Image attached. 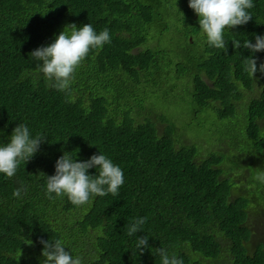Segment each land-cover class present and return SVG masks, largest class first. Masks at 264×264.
I'll use <instances>...</instances> for the list:
<instances>
[{
    "label": "trees",
    "instance_id": "1",
    "mask_svg": "<svg viewBox=\"0 0 264 264\" xmlns=\"http://www.w3.org/2000/svg\"><path fill=\"white\" fill-rule=\"evenodd\" d=\"M253 4L252 20L225 30V50L208 44L189 0H0V146L20 123L46 140L12 178L0 173V264H44L42 240H62L82 264H162V247L183 264H264V243L253 254L247 246L250 201L233 199L236 184L223 177L224 160L233 173L240 163L215 153L198 160L197 145L179 147L177 123L156 105L164 94L168 107L189 106L198 137L212 132L245 151L246 137L234 134L246 131L264 151V73L253 78L244 63L251 57L259 69L264 51L242 47L264 37V0ZM72 24H91L97 34L107 28L110 43L90 50L60 91L29 54ZM159 37L172 40L168 51L157 48ZM214 117L231 121L229 132L209 128ZM65 152L77 162L104 154L124 173L118 194L81 206L66 195L49 199L47 177ZM137 218L146 222L129 236L126 225ZM145 235L149 247L136 253Z\"/></svg>",
    "mask_w": 264,
    "mask_h": 264
},
{
    "label": "clouds",
    "instance_id": "2",
    "mask_svg": "<svg viewBox=\"0 0 264 264\" xmlns=\"http://www.w3.org/2000/svg\"><path fill=\"white\" fill-rule=\"evenodd\" d=\"M189 7L199 16L200 29L206 34L207 42L217 49L227 50L224 32L237 26L246 25L252 16L249 9L254 7L253 0H189ZM236 49L241 48V42L232 41ZM110 43L109 30L105 28L99 34L91 24H85L77 29L75 24L68 25L55 41L45 47L38 48L29 54L30 59L37 62V69L45 78L55 81L54 87L65 91L70 87L76 69L88 56L90 50L100 49ZM242 47L253 54L264 51V37L256 36V43L246 40ZM42 61V65L38 62ZM245 71L253 78L259 70L264 73V64L257 68V61L251 57L244 59ZM46 141L37 134L32 138L27 125L20 123L13 131L10 142L0 146V173L12 178L19 164L28 162L38 152L42 142ZM97 168L98 175L88 174L89 169ZM256 179L264 182V171L257 173ZM124 184V173L104 154L93 155L86 162H77L69 153L56 163V173L47 177V193L49 199L52 193L56 196L66 195L73 205L86 204L91 196H106L111 193L117 195ZM23 186L14 191V197L19 198ZM146 218H137L126 225L128 235L133 236L141 231ZM149 238L145 235L136 240V253H143L149 247ZM44 245L42 252L44 264H82V258L74 257L66 251L62 240L41 241ZM31 244V241H29ZM162 264H183V261L170 255L165 248L157 249ZM134 254V253H133Z\"/></svg>",
    "mask_w": 264,
    "mask_h": 264
},
{
    "label": "rangeland",
    "instance_id": "3",
    "mask_svg": "<svg viewBox=\"0 0 264 264\" xmlns=\"http://www.w3.org/2000/svg\"><path fill=\"white\" fill-rule=\"evenodd\" d=\"M155 37L156 34L154 33L151 45L155 42ZM159 39H162L163 41L160 42V45H158L157 48L168 51L169 47L171 46L169 44L172 42V40H166L168 39L167 37H159ZM150 91L151 90L149 89V92ZM178 95H180L179 92ZM138 96L140 95L138 94ZM156 97L161 99V101H156V105L160 106V108H163L160 111V114L166 115L165 112H167V115L170 116V119L175 120L177 123L179 128L178 131L183 139V141H180L181 143H179V147L194 144L198 146V150L200 151L198 160H204L206 159L205 157H208L211 153H215L220 158L228 156L231 159L238 161L242 166L241 169H236V172L233 173L231 171L233 167L232 163L230 164L228 159H226L223 161L221 168L224 171L223 177L232 179V182L236 184L233 189L232 198L237 199L239 197H244L248 198L250 201L247 226L251 229L252 236L247 246L249 253L253 254L257 248V245L264 243V182H261L255 178L258 172L264 171V151L260 154L255 148L251 147L254 146L255 143L252 139L247 138L246 131H240L242 136L239 134H234V136H236L239 140L246 137L244 139L246 141L245 151L241 149V146L238 149L233 150L230 146H228V143H230L229 139L225 142H218L215 133L213 134L212 132H207L211 133L210 139H202L201 137H198L197 131L194 129V126L196 125L194 120L195 117L192 114L186 113L190 111L188 105L187 107H184L185 105L179 102L177 105L168 107L167 102L166 104L162 103V99L165 97L164 94H157ZM148 104H151V102ZM191 106L193 109L196 108L193 105ZM178 110L182 112L176 115V111ZM183 111H185V114ZM153 118L157 121L156 115H154ZM204 120L205 119L202 121L204 122ZM217 120L218 119L216 117H214V120L212 121L208 120L209 128L219 127L223 131L229 132V125L231 121L225 120L220 122ZM244 127L245 126H243V128ZM243 128L240 130H243ZM217 132H221L220 129H217ZM241 142H243V140H241ZM250 171H256V173L254 175H250ZM227 172L229 173L227 174ZM252 180L259 184L252 182ZM209 264L219 263L214 261L209 262Z\"/></svg>",
    "mask_w": 264,
    "mask_h": 264
}]
</instances>
